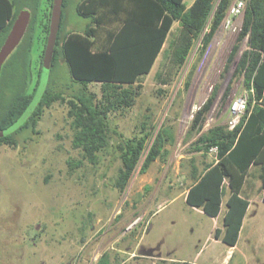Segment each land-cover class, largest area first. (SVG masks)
Listing matches in <instances>:
<instances>
[{
	"label": "rangeland",
	"instance_id": "obj_1",
	"mask_svg": "<svg viewBox=\"0 0 264 264\" xmlns=\"http://www.w3.org/2000/svg\"><path fill=\"white\" fill-rule=\"evenodd\" d=\"M12 1L14 14L28 10L38 19L47 7V0ZM78 1L73 0L64 10L67 31H79L90 22L76 14ZM185 1L190 4L191 0ZM230 11L207 48L201 52L196 43L179 69L167 53L170 42L179 35V25L174 23L151 72L141 79L140 97L131 109L116 116V130L125 137L137 133L145 114H152L155 131L162 126L175 131L168 161H156L143 175L139 174L140 161L122 193L114 186L121 162L113 149L100 154L96 166L82 161L80 152L72 147L67 109L59 103L46 109L37 134L16 135V148L0 146V264H97L104 257L105 264H137L140 258L131 254L139 257L149 243L159 239L169 243L176 235L182 236L184 218L179 202L152 220L148 235L143 231L148 215L161 201L167 178L175 176L177 156L191 152L199 135L189 136L196 111L215 94L200 133L217 123L225 124L232 97L243 89V77L235 75L247 47V38L239 40L243 12L233 16ZM39 30L37 23L27 54L20 42L3 64V104L23 90L31 91L36 83L43 49ZM52 75L60 89L70 82L64 61ZM90 88L98 92L99 85ZM72 160L83 163L72 170L68 164ZM249 249L243 240L230 264H245L243 257Z\"/></svg>",
	"mask_w": 264,
	"mask_h": 264
},
{
	"label": "trees",
	"instance_id": "obj_2",
	"mask_svg": "<svg viewBox=\"0 0 264 264\" xmlns=\"http://www.w3.org/2000/svg\"><path fill=\"white\" fill-rule=\"evenodd\" d=\"M70 1L62 2L60 27L42 98L19 129L0 138V146L16 148V135L26 131L37 134L36 128L46 109L59 103L67 109L72 147L80 152L82 161L96 166L100 154L108 148L113 149L121 162L114 186L122 193L140 161V175L157 160L167 162L170 155L167 146L174 144L175 131L170 126L155 131L152 114H145L136 127L137 133L125 137L116 130V116L131 109L140 97L141 79L151 72L174 23L179 25V35L170 42L167 53L174 67L179 69L196 43H200L201 52L207 48L234 0H193L191 4L185 0H81L75 12L90 22L79 31H67L64 10ZM242 1L245 8L239 40L247 38V47L236 65L235 75L243 77V89L249 91L245 115L232 131L226 125L215 124L200 133L213 94L196 111L189 130V136L199 134L191 151L206 155L211 147H217L218 162L206 164L202 173L198 168H192L193 184L188 189L186 202L208 216L216 217L221 209L223 182L227 180L230 195L223 230L217 229L215 237L229 246L237 244L248 208V201L241 196V188L251 163H261L264 188V157H261L264 151V0ZM52 4L53 0H47V7L39 19L31 12L21 40L27 54L38 23L43 42L40 65L49 33ZM17 15L13 13L12 0H0V47ZM60 61L65 62L70 77L64 89L57 87L52 75ZM40 73L41 67L31 91L15 94L6 104L0 102V131L13 124L25 111L36 92ZM91 85H99L98 92L92 90ZM228 95L229 89L224 99ZM82 161L72 160L68 164L74 170ZM105 262L104 257L97 264Z\"/></svg>",
	"mask_w": 264,
	"mask_h": 264
},
{
	"label": "crops",
	"instance_id": "obj_3",
	"mask_svg": "<svg viewBox=\"0 0 264 264\" xmlns=\"http://www.w3.org/2000/svg\"><path fill=\"white\" fill-rule=\"evenodd\" d=\"M192 1H190V4ZM71 2L73 0L70 1V4ZM217 124L225 125L224 123ZM171 147L167 146L170 155L172 154ZM261 157H264V151L261 152ZM208 163H214L213 157L209 154L203 155L201 152L191 151L177 156L175 176L167 178L161 201L148 215V224L146 222L143 234L146 236L152 230L151 223L155 217L174 203L179 202L181 206L180 214L184 218L182 236L179 238L176 235L169 243L160 239L149 243L141 249L139 257L134 253L131 254V257L140 258L137 260V264H155L160 261L167 264H230L235 251L239 249L243 240L247 246H251V249L243 257L245 264H248L251 260H259L264 264V188L261 179V163H251L241 188V196L249 204L235 246H229L220 238L215 237L217 229L223 230V217L227 210L226 203L230 195L227 180L223 182L221 209L216 217L208 216L200 208L192 207L186 202L188 189L193 184L190 176L192 168L196 167L199 169V173H202L204 166ZM147 183L150 184L148 181ZM172 221L176 226V221ZM143 234L136 235V238H141ZM121 264H124V261Z\"/></svg>",
	"mask_w": 264,
	"mask_h": 264
},
{
	"label": "water",
	"instance_id": "obj_4",
	"mask_svg": "<svg viewBox=\"0 0 264 264\" xmlns=\"http://www.w3.org/2000/svg\"><path fill=\"white\" fill-rule=\"evenodd\" d=\"M62 2L63 0H53L49 33L47 37V42L44 50V55L41 64V73L39 78V83L36 92L21 116L9 127L0 131V138L6 137L17 129H19L26 120L31 116L34 109L40 102L42 95L48 84L51 63L54 55V47L56 44L57 34L60 27V20L62 14ZM31 14L28 10L21 11L15 18L7 36L5 37L1 47H0V73L3 64L7 58L13 53V51L18 47L22 38L25 35L27 27L29 25Z\"/></svg>",
	"mask_w": 264,
	"mask_h": 264
},
{
	"label": "built area",
	"instance_id": "obj_5",
	"mask_svg": "<svg viewBox=\"0 0 264 264\" xmlns=\"http://www.w3.org/2000/svg\"><path fill=\"white\" fill-rule=\"evenodd\" d=\"M245 2L239 0L236 4L231 7V14L233 16L240 14L244 11ZM249 91L242 89L238 94L234 95L229 103L228 107V116L226 119V127L228 130H234L242 118L245 115L248 106ZM193 117V115H190ZM208 154L211 155L214 159V163L218 162L217 158V147H211L208 151Z\"/></svg>",
	"mask_w": 264,
	"mask_h": 264
},
{
	"label": "flooded vegetation",
	"instance_id": "obj_6",
	"mask_svg": "<svg viewBox=\"0 0 264 264\" xmlns=\"http://www.w3.org/2000/svg\"><path fill=\"white\" fill-rule=\"evenodd\" d=\"M0 102H1V100H0Z\"/></svg>",
	"mask_w": 264,
	"mask_h": 264
}]
</instances>
